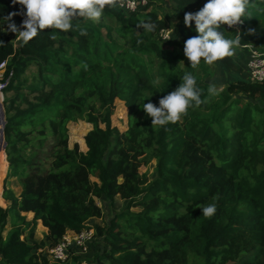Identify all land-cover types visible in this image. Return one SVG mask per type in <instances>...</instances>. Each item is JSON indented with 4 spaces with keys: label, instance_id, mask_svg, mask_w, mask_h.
Masks as SVG:
<instances>
[{
    "label": "trees",
    "instance_id": "trees-1",
    "mask_svg": "<svg viewBox=\"0 0 264 264\" xmlns=\"http://www.w3.org/2000/svg\"><path fill=\"white\" fill-rule=\"evenodd\" d=\"M206 2L173 0L182 13ZM20 10L0 0V63L9 60L6 78L12 74L4 104L7 176L0 159V198L8 203L0 207V263L52 264L40 249L68 231L94 229L106 244L98 264H264V82L240 79L210 95L212 84L199 76V67L207 72L202 61L179 64L192 33L150 6L135 13L106 7L103 15L118 23L108 28L116 50L103 49L94 23L82 20L69 32L46 29L15 47L4 18ZM245 16L264 22V0H249ZM22 19L11 22L19 27ZM140 20L155 22L157 31L137 30ZM170 28L176 40L165 42L161 29ZM249 33L242 31L239 47L248 46ZM185 72L206 102L174 123L151 126L140 106L159 107ZM117 99L129 110L126 132L112 125ZM79 120L86 124L74 134L86 152L69 146L68 125ZM153 159L149 178L142 169ZM14 179L20 196L9 185ZM117 197L125 209L104 226L90 225L104 215L96 200ZM213 202L216 213L204 217L199 206ZM39 224L48 233L38 242Z\"/></svg>",
    "mask_w": 264,
    "mask_h": 264
},
{
    "label": "clouds",
    "instance_id": "clouds-1",
    "mask_svg": "<svg viewBox=\"0 0 264 264\" xmlns=\"http://www.w3.org/2000/svg\"><path fill=\"white\" fill-rule=\"evenodd\" d=\"M127 2L128 0H12L13 6L20 5L21 10L4 18L7 23L5 31L15 35L13 41L27 43L36 37L39 31L56 29L69 32L75 21L99 22L106 7L121 8L125 7ZM248 2L249 0H207L197 12L185 13V27L192 29L194 24L197 33L184 42L183 53L191 66L200 64L202 60L211 65L234 54L235 48L240 46L241 37L237 34L234 39L226 38L221 26L231 28L242 24ZM17 15L23 17L19 27L11 22ZM135 28L142 29L145 33H155L158 25L151 20H140L135 24ZM173 30L175 31L173 28L161 29ZM81 35L86 33L81 31ZM51 38L55 39V35ZM0 44L3 42L0 41ZM179 64H184V61ZM84 67L87 68L86 65ZM180 81L174 91L159 100V107L150 102L140 106L151 119V126L174 123L190 108L199 107L206 102L201 99V90L196 87L197 80L191 72H185ZM208 92L215 95L216 86L209 85ZM199 209L204 217L210 218L216 213L217 204L213 202L201 205Z\"/></svg>",
    "mask_w": 264,
    "mask_h": 264
},
{
    "label": "rangeland",
    "instance_id": "rangeland-1",
    "mask_svg": "<svg viewBox=\"0 0 264 264\" xmlns=\"http://www.w3.org/2000/svg\"><path fill=\"white\" fill-rule=\"evenodd\" d=\"M149 6H150V9L157 11L161 17L170 16L172 19V23L177 24L183 28H186L183 22L185 13L178 12L176 10L173 0H149ZM202 7L203 6L195 8L189 12L195 13ZM242 19L245 22L244 29L248 30L249 32L254 33V34H250L251 39H250V43L248 44V46L250 47V49H254V51L257 50L263 53L261 51V43H264V22L254 20L250 16H244L242 17ZM93 23L97 31L100 33L102 37V40H103L102 48L109 49L111 46L113 47L111 50H114L115 49L114 47H116V44H115L116 42H112L110 40L108 36V28L109 27H112L114 29L117 28L118 23L116 22V20L110 17H105L103 15L102 18L99 20V22H93ZM6 28L7 26L5 27V29ZM186 29H188L192 33V36L197 35V33L195 32L194 24L192 26V29H189V28H186ZM226 31H227L228 37L234 33V31H230V30H226ZM167 32L170 38H168V40H164L165 42H168L170 40L171 41L176 40V37L174 36L175 35L174 31H167ZM8 33L10 36V40L14 44V46L19 47L22 43L13 41L15 40V35L11 32H8ZM249 51L250 50L248 48L238 46L235 48L234 54L232 56L225 57L223 60L216 61L211 65L206 64L202 60V64L204 67L207 68V72L202 71V69L199 67V72H200L199 76L205 79L206 81H208L209 83H211L212 85H215L219 90L225 89L233 81H237L240 79H248L247 60L250 56ZM188 62H189L188 60H185L184 64H181L182 67H184ZM141 63L142 65L146 67L149 66V61H147L146 59H142ZM148 69H152V72L153 71L155 72L157 70V67L155 65L154 66L150 65ZM35 70L36 69L33 68L31 71H35ZM151 79L154 80V77L152 76ZM5 99H6V95L4 98L3 105L5 104ZM4 110H5V107H4ZM83 124H86V122L82 120L69 123L68 125L69 146L73 148L74 145L78 143L81 151L86 152L87 149L82 146L79 139H77L78 138L77 135L74 134L76 131L82 128ZM112 125L113 127L118 128L120 132H126L129 128V110L126 107L125 102L119 99L115 101V110L112 116ZM102 127L104 128L103 125ZM74 128H77V130L74 131ZM3 129H4V113L3 111H0V159L2 158L3 160L2 168H3L4 176H5L7 175V170H8L9 165L5 162V158H4L5 157V139H4ZM92 129H93V126L88 129V132L91 131ZM88 132L84 134V140ZM156 164H157L156 160L154 159L151 161L148 160V163H146V166L142 169L143 172L147 171L149 178H151L154 175ZM92 180L98 181L93 176H92ZM11 184H15L16 189L19 188L18 179H14L12 180V182H9V185ZM2 185L3 184L1 180L0 181V195L3 189ZM96 202L100 207H102L104 215H103V218L101 219L90 220L89 221L90 225H101V226L106 225L116 213L123 211L126 206V202L123 201L120 197H117L114 203H111L103 199H97ZM5 205L6 204L0 198V207L2 206L3 208ZM141 210H142L141 208H134L132 209V212L138 213ZM27 219H28L27 220L28 222L31 221V216H29ZM8 231H11L9 227L7 228V232ZM46 232L47 230L42 225L39 224L35 240L38 242L42 241L44 239ZM6 234L7 233H5V236ZM105 247H106V244L103 242V240L96 237L92 245V250L89 252V254H87L86 256H83L80 259L81 264H98L97 261L95 260V257L97 255H100L105 249ZM43 251H44L43 254L47 255L48 257L49 249L45 248L43 249Z\"/></svg>",
    "mask_w": 264,
    "mask_h": 264
},
{
    "label": "built area",
    "instance_id": "built-area-1",
    "mask_svg": "<svg viewBox=\"0 0 264 264\" xmlns=\"http://www.w3.org/2000/svg\"><path fill=\"white\" fill-rule=\"evenodd\" d=\"M149 7V0H128L125 7L120 9L127 13H135L139 10H144ZM243 20V19H242ZM226 30L234 31L241 35L245 28V22L243 20L242 24L233 26L229 28L226 25L221 26ZM161 38L163 40H168L170 36L167 31H162ZM249 51V58L247 61L248 69V80L250 82H264V53L259 51H254L250 49L249 46H245ZM8 63L9 60L0 63V104L3 105L5 98V89L9 84L12 74L6 78L8 73ZM96 234L95 230H85L81 233H76L73 231H68L62 239L52 248L49 249L48 259L52 264H72L75 257H83L89 254L92 250V245L95 241ZM43 249L39 250V253H43Z\"/></svg>",
    "mask_w": 264,
    "mask_h": 264
},
{
    "label": "crops",
    "instance_id": "crops-1",
    "mask_svg": "<svg viewBox=\"0 0 264 264\" xmlns=\"http://www.w3.org/2000/svg\"><path fill=\"white\" fill-rule=\"evenodd\" d=\"M8 169H9V167H8ZM8 171L9 170H7V174H8ZM7 176V175H6ZM6 178V177H5ZM5 180V179H4ZM19 186V188L18 189H16L15 188V184H11V188L14 190V192H15V194H16V196H20V194H21V192H22V187L20 186V184H18ZM2 199H3V195H2ZM4 200V199H3ZM5 201V200H4ZM6 203V202H5ZM7 205H8V203H6V205L3 207V208H6L7 207ZM26 216H27V218L29 217V216H31V220H32V218H33V214L32 213H28V214H26ZM28 220V219H27ZM44 227V226H43ZM45 228V227H44ZM46 230H47V232H46V234L48 233V229L47 228H45ZM45 234V235H46Z\"/></svg>",
    "mask_w": 264,
    "mask_h": 264
},
{
    "label": "water",
    "instance_id": "water-1",
    "mask_svg": "<svg viewBox=\"0 0 264 264\" xmlns=\"http://www.w3.org/2000/svg\"><path fill=\"white\" fill-rule=\"evenodd\" d=\"M0 111H3V113H4V129H3V134H4V139H5L6 115H5L4 106L2 104H0ZM6 147H7V143H6V140H5V152H6ZM3 191H4V182H3ZM3 191H2V195H3Z\"/></svg>",
    "mask_w": 264,
    "mask_h": 264
}]
</instances>
